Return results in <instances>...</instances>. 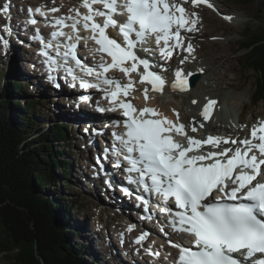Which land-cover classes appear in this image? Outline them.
I'll return each mask as SVG.
<instances>
[{"label": "rangeland", "instance_id": "374dc122", "mask_svg": "<svg viewBox=\"0 0 264 264\" xmlns=\"http://www.w3.org/2000/svg\"><path fill=\"white\" fill-rule=\"evenodd\" d=\"M32 1L48 3L51 0H12L13 4ZM218 1L220 3L219 11H211L204 7H195L190 11L189 8V12L191 16H193L195 27L193 28V33L186 36L189 40L186 50L191 53H186L187 58L184 59V61L187 63L183 62L186 64V66L183 67L188 69L189 67L187 68V65H192L194 66L192 68L196 69V66L202 65L205 67L206 73H203L200 80L191 88L189 92L192 93L188 92L185 94L182 93V95L177 94V96H172V94L166 90L161 96L153 97L152 100L153 103L159 106L163 111L170 113L175 109L181 117L186 119L190 113L188 106L191 105L193 96L196 95V93L204 95L210 98V100H215V109L217 108L214 117L211 119V126H206L207 129L210 130V128L213 127V131L216 132L223 131L229 134H235L244 128V124L238 122L239 118L247 122L249 119L254 118L255 120L256 118L259 119L264 117V104L261 102L258 104L250 103L255 89L256 74L253 69L245 70L239 63V60H243L242 55L245 52V50L240 47V44L243 42V36L248 34L250 35L249 40L252 39L254 36L253 31L257 32L261 29L263 17L260 19L256 18L257 14L259 17L262 16V14H259L257 11L259 0H256L253 5L248 7L230 4L228 0ZM4 2L5 0H0V7L5 8L2 5ZM51 3L60 2L56 1ZM5 9L3 10L4 12L0 11L1 25H5V21L9 22L7 16L8 12ZM222 14L226 15L222 17ZM198 22L200 25H197ZM244 41L246 42L245 39ZM18 54L21 57L20 60L11 63V55H7L5 51L2 54V49L0 51V70L3 73L4 84L7 81L11 82L12 80H17L18 82H24L25 85L28 86L25 89L27 93L25 96L16 95V97L21 104L27 99L38 102L36 105L38 110L36 109L34 112L35 118L37 121L41 120L44 124L41 125L40 122L37 123L36 121V126L39 128H47L49 126L48 122H56V107L51 103L52 98L47 99L46 94L38 95V93H36L41 87L36 86L34 89L31 87V84L34 82H30L28 73H26V68L24 70L26 66L25 54L17 52V55ZM31 71L33 72V70ZM222 73L228 74L229 77L224 76ZM48 100L49 102H47ZM199 101L200 99L198 100L197 98V102ZM196 108L197 107H195V109ZM245 109L246 112H244ZM74 117L76 118V116ZM76 120L78 121V118H76ZM225 121L227 128L224 124ZM57 122L62 123L60 121ZM68 123L65 122L62 124H65V128L70 132ZM78 133L80 136L84 135L82 134V126H78ZM69 137H71L70 133ZM76 138H79L76 134L75 137L70 138V150L62 153L63 158L76 159L75 162L71 161L67 165L69 174H67L65 178L64 176H60V180L53 183L54 187H47L49 192L45 193L57 197L60 200H74L76 211L70 214L71 216L66 218V221L64 220L71 229L78 230L77 235L69 233L70 235H68L67 239L69 243L77 242L78 240V243L82 245L88 243V241L83 242V240L86 239L84 233H80V230L76 229V227H78L84 230L82 224L84 223L86 224V233L88 234V228L95 234V238L90 236L95 240L96 245H100L99 250L103 252V255H101V253L95 258L98 264H109V262L106 261L107 256H104V253L105 255H110L109 259L112 264H124V261H121L118 256L120 254L115 252V249L120 248L117 244L116 236H128L131 241H133L136 232L130 229L129 225H127L128 220H124L123 215H119L116 210L110 209L107 206H100V201H98L97 197L93 196L87 188L83 190L77 187V178L74 175V168L78 167L81 169L80 165L82 164H80V161L83 159L85 151L80 147L78 143L79 139L77 140ZM84 186L87 187L86 184H84ZM90 202H96L99 205V209L102 210L101 213L99 210L92 211L89 205ZM59 210L62 214L63 209ZM91 216L99 217V219L95 220L91 218ZM116 217L118 218L117 222L122 226L116 227L111 224L112 219ZM83 254L85 263L92 264L91 259L93 257L89 256L88 252L85 253L83 251ZM0 264H9V261H7L2 253L0 254Z\"/></svg>", "mask_w": 264, "mask_h": 264}, {"label": "trees", "instance_id": "16d2710c", "mask_svg": "<svg viewBox=\"0 0 264 264\" xmlns=\"http://www.w3.org/2000/svg\"><path fill=\"white\" fill-rule=\"evenodd\" d=\"M255 1L228 0L245 7ZM257 11L262 16L256 18L263 17L261 29L253 31L250 40V35L243 36L240 47L245 52L239 63L256 74L250 103L264 104V0H259ZM23 83L4 84L0 70V254L9 264H86L85 244L67 241L68 235H77L64 222L76 211L74 200L45 193L69 174L67 165L73 159L62 157L70 150L68 131L55 121L47 128L36 126L38 102L27 99L21 104L16 97L27 94Z\"/></svg>", "mask_w": 264, "mask_h": 264}, {"label": "bare ground", "instance_id": "6f19581e", "mask_svg": "<svg viewBox=\"0 0 264 264\" xmlns=\"http://www.w3.org/2000/svg\"><path fill=\"white\" fill-rule=\"evenodd\" d=\"M4 40H6V41H8V42H6L5 43V46H4V48H5V53H7V55L8 54H10L11 55V63L13 62V61H18V60H20V56H19V54L17 55V52L19 53H24L25 54V63H26V66L24 67V70H25V68H26V73H28V79H30V82L32 81V83L33 84H31L32 86V88L34 89L36 86H38L39 84H38V82L36 81L37 79H40L41 78V74L42 73H40V64L39 63H36L35 62V59H34V57L30 54V53H28V52H30L31 51V49L33 48V44H32V42L29 40V39H24L22 36H21V34H19V32H15V31H12V33H10V36L9 37H6ZM25 43V44H24ZM28 45H31V48L30 49H28V50H26V48L28 47ZM20 49V50H19ZM7 51V52H6ZM9 55V56H10ZM150 58L151 59H149L148 58V60H152V56H150ZM156 63H157V61H155ZM11 65V64H10ZM200 66H202V65H198V67H200ZM198 67L195 69V71L194 72H196V71H198ZM194 68H192V70H193ZM31 70H33V72L31 71ZM191 70V71H192ZM184 71V70H183ZM225 72V71H224ZM202 73H206L204 70H203V72ZM219 73V72H218ZM224 76H228V74H226V73H222ZM23 75V74H22ZM25 75V74H24ZM229 77V76H228ZM50 84V82L49 81H47V85H48V87L50 88V90L48 89V91H53L54 92V94L57 96V100H54V99H52L51 100V103H52V105L54 106V107H56V112H57V116H56V122L57 121H60V122H62V123H68V122H70V123H72V124H74L76 127H78V126H82V128L84 129V131H85V129H86V136L85 135H83V136H85L86 138H88L89 140H93L95 137H94V131L95 130H98V129H102V127L100 128V126H101V123H103V122H100V123H97V122H90V121H92L93 119H96V117H98V114H97V116H95V118H93V115H92V113L91 112H88V111H85L82 107H81V105L79 104V107H76V103L75 102H71V101H69V100H65L64 99V97H62V95L60 94V91H59V88H54L52 85H49ZM209 86V85H208ZM28 87V86H27ZM136 89V88H135ZM203 89V88H202ZM137 90V89H136ZM165 90H168L169 92H171V93H173V94H180V95H182V93H175V92H173V91H171V90H169V88H168V86L167 87H165L162 91H161V93L160 94H162L163 93V91H165ZM189 91H191V89L189 90ZM193 91V90H192ZM36 93H38V91L36 92ZM145 93V92H144ZM200 93V92H199ZM38 95H39V93H38ZM193 98H198V100L200 99V101L199 102H197L195 105L194 104H192L191 103V105L190 106H188L189 107V109H190V113H189V115H191L192 117H193V120H195V121H197V120H201L202 121V123L203 124H206V126L208 127H210L211 126V119L214 117V115H215V112H216V109H214V111L211 113V115L207 118L206 116H208L205 112L202 114V111L203 110H205V108L209 105V104H206L202 109H201V111H200V109H199V107H200V105H202V103H206L207 101H215V100H210V98L208 99L207 97H205L204 95H201V94H197L196 93V95H194L193 96ZM47 99H50V97H47ZM66 101V104L64 103ZM47 102H49V100L47 101ZM151 103L152 104H154L153 103V100L151 99ZM63 104H64V106H63ZM68 107L71 109V110H69L68 109ZM195 107H197L196 109H195ZM96 113V112H95ZM187 114V113H186ZM74 116H76V118H78V121L76 120V118L74 117ZM38 122H40V120L38 121ZM219 122H220V120H219ZM41 124H44L43 122H40ZM80 125H79V124ZM225 127L227 128V124H226V121H225ZM106 126V125H105ZM105 126H103V128L105 127ZM210 130H213V127H211L210 128ZM99 135H103V134H101V133H99ZM78 137H80V135L78 136ZM83 138H81V140H82ZM98 140H99V138H98ZM85 148L87 149V150H89V151H92V152H94L95 150H94V148L93 147H91L90 145H88V144H86L85 145ZM91 164V165H90ZM88 166H89V168L90 169H92V170H94V168L92 167V162L90 161V160H88ZM96 171H98V170H96ZM73 172V171H72ZM74 175H75V177L77 178V187H79V188H82L83 190L85 189V188H87L88 189V191L91 193V194H93V196H95V197H97V199H98V201H100V203L102 202L104 205H106V204H110V202L109 203H106L105 204V199L106 198H110V201L112 200V201H114V202H112L111 201V204L112 205H118V206H121V204L117 201V200H113L112 198L114 197L113 195H107V192L109 191V190H111L107 185H104L103 184V182H101V181H99L96 177H93V178H89V177H87V175H85L82 171H81V169H79L78 167H75L74 168ZM76 181V180H75ZM97 182H100V183H97ZM84 184H86V186L87 187H85L84 186ZM105 186V187H104ZM112 187V186H111ZM90 208H91V210L92 211H94V210H99V212L101 213V209H99V205L101 206V204H97L96 202H90ZM92 207H93V209H92ZM92 214H93V212H92ZM119 216V215H118ZM91 218H94L95 220H98L99 219V217H96V216H91ZM118 221V218L116 217V218H114V219H112V221H111V224L113 225V226H116V227H120V226H122L120 223H118L117 222ZM122 221H124V220H122ZM124 222H126V221H124ZM128 223H130V222H127V224ZM83 224V226H84V230H81L80 228H78V227H76V229H79L80 230V233H84V235L86 236L85 238V241H88V244H89V246H90V250L92 251V253H93V257H94V259L95 258H97L98 257V255L99 254H101V255H103V252L101 251V250H99V246L100 245H96L95 244V240H93L92 238H91V236L93 237V238H95V234L93 233V232H91L88 228H87V232H88V234L86 233V231H85V227H86V224H84V223H82ZM75 225V224H74ZM114 228V227H113ZM117 229V228H116ZM122 230V229H121ZM76 231H78V230H76ZM120 231V230H119ZM123 231V230H122ZM91 235V236H90ZM128 237V236H127ZM153 239V238H152ZM79 241V240H78ZM149 241L151 242V240L149 239ZM160 241H162L163 242V240H160ZM111 244V243H110ZM136 245V244H135ZM183 245V244H182ZM113 247V246H112ZM114 248V247H113ZM115 249V248H114ZM115 252L116 253H118V254H120V252L118 251V248L117 249H115ZM117 254V255H118ZM104 256H107V259H106V261L107 262H109V264H112L111 262H110V259H109V254H106L105 255V253H104ZM119 256V258H120V260L121 261H124L123 263L125 264V263H128V264H146V263H143V262H141V261H138V260H135V259H133V258H131V257H122L121 256V254L120 255H118ZM105 258V257H104ZM95 261H96V259H95Z\"/></svg>", "mask_w": 264, "mask_h": 264}, {"label": "water", "instance_id": "95a60500", "mask_svg": "<svg viewBox=\"0 0 264 264\" xmlns=\"http://www.w3.org/2000/svg\"><path fill=\"white\" fill-rule=\"evenodd\" d=\"M197 78H198V75H194V76L192 77V83H194V82L196 81Z\"/></svg>", "mask_w": 264, "mask_h": 264}]
</instances>
